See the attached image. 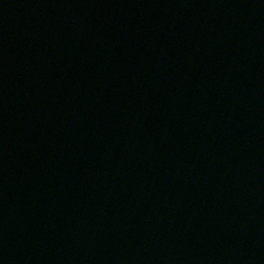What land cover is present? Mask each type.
Returning <instances> with one entry per match:
<instances>
[{
    "label": "water",
    "instance_id": "obj_1",
    "mask_svg": "<svg viewBox=\"0 0 264 264\" xmlns=\"http://www.w3.org/2000/svg\"><path fill=\"white\" fill-rule=\"evenodd\" d=\"M0 264H264V0H0Z\"/></svg>",
    "mask_w": 264,
    "mask_h": 264
}]
</instances>
